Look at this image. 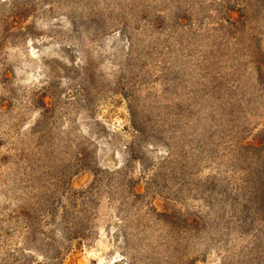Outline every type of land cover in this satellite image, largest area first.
Segmentation results:
<instances>
[{"label": "rangeland", "instance_id": "374dc122", "mask_svg": "<svg viewBox=\"0 0 264 264\" xmlns=\"http://www.w3.org/2000/svg\"><path fill=\"white\" fill-rule=\"evenodd\" d=\"M0 264H264V0H0Z\"/></svg>", "mask_w": 264, "mask_h": 264}]
</instances>
